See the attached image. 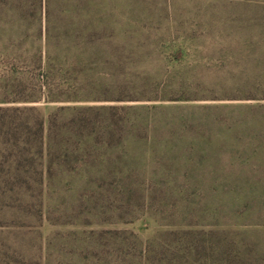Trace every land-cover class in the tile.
<instances>
[{
  "label": "rangeland",
  "instance_id": "374dc122",
  "mask_svg": "<svg viewBox=\"0 0 264 264\" xmlns=\"http://www.w3.org/2000/svg\"><path fill=\"white\" fill-rule=\"evenodd\" d=\"M13 4L0 264H264V0Z\"/></svg>",
  "mask_w": 264,
  "mask_h": 264
},
{
  "label": "trees",
  "instance_id": "16d2710c",
  "mask_svg": "<svg viewBox=\"0 0 264 264\" xmlns=\"http://www.w3.org/2000/svg\"><path fill=\"white\" fill-rule=\"evenodd\" d=\"M38 2V5H39V8L42 7V4H43V0H37ZM34 5H31L30 7H33ZM7 9H5L6 11ZM21 10V7L20 6H16V5H12L11 7V10L9 12H5V11H2V9L0 8V16L1 15H5V17H8V18H24V14L20 11ZM40 11V10H39ZM33 13V12H32ZM31 15L34 16L35 13H33ZM11 16V17H9ZM41 28L39 26V28H37V32L41 33ZM7 45H11V44H14L13 42H6ZM16 71H12V73H15ZM15 75H20V74H15ZM10 80H12L11 78L10 79H4V81H7L9 82ZM17 80V78H16ZM12 81V83L9 85V84H6L5 86H3L4 90V94H3V97L0 98V104H10V103H16V102H21V103H29V102H36L37 98H21L19 99V101L17 100H14V99H8L6 98L7 97V93H9V91H11V93L13 94H17L19 93L22 89H24V85L22 84V82L20 80H17V81ZM64 101V100H62ZM71 101V100H69ZM10 107V108H9ZM30 109V108H28ZM24 111L26 110L25 108H22V109H19L18 107H13V106H8V107H2L0 106V113H6L8 111ZM0 117H3L0 116ZM40 129H42V121L40 122Z\"/></svg>",
  "mask_w": 264,
  "mask_h": 264
}]
</instances>
